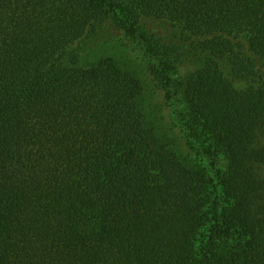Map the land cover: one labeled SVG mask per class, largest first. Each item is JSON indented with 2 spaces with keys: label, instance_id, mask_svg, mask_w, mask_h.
I'll list each match as a JSON object with an SVG mask.
<instances>
[{
  "label": "trees",
  "instance_id": "obj_1",
  "mask_svg": "<svg viewBox=\"0 0 264 264\" xmlns=\"http://www.w3.org/2000/svg\"><path fill=\"white\" fill-rule=\"evenodd\" d=\"M146 19L206 56L184 122L214 175L159 139L138 77L79 65ZM144 41L171 78L184 52ZM0 264H264V0H0Z\"/></svg>",
  "mask_w": 264,
  "mask_h": 264
},
{
  "label": "rangeland",
  "instance_id": "obj_2",
  "mask_svg": "<svg viewBox=\"0 0 264 264\" xmlns=\"http://www.w3.org/2000/svg\"><path fill=\"white\" fill-rule=\"evenodd\" d=\"M145 38L178 46L184 52L182 61L171 70V78L167 77V72L161 71L162 66L149 51ZM73 50L78 53L80 66L88 67L102 59L112 58L121 68L140 79L143 85L140 108L147 123L189 167L203 164L208 167L209 175H214L216 168H226L224 158L215 161L216 164L210 168V160L200 154L198 144L184 122V83L193 71L203 65L206 56L194 51L190 43L183 39L181 29L168 21L146 19L139 33L133 35L110 20L97 33L76 43ZM224 69L228 72L225 66ZM234 85L242 89L247 81L237 79Z\"/></svg>",
  "mask_w": 264,
  "mask_h": 264
}]
</instances>
